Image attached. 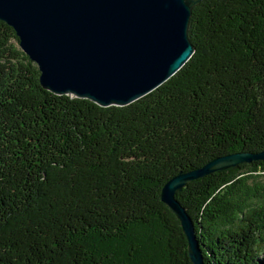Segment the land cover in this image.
<instances>
[{
    "label": "trees",
    "instance_id": "16d2710c",
    "mask_svg": "<svg viewBox=\"0 0 264 264\" xmlns=\"http://www.w3.org/2000/svg\"><path fill=\"white\" fill-rule=\"evenodd\" d=\"M0 21V264H191L161 202L178 173L264 148V0H202L193 54L149 95L58 96ZM204 264H264V160L174 195Z\"/></svg>",
    "mask_w": 264,
    "mask_h": 264
},
{
    "label": "water",
    "instance_id": "95a60500",
    "mask_svg": "<svg viewBox=\"0 0 264 264\" xmlns=\"http://www.w3.org/2000/svg\"><path fill=\"white\" fill-rule=\"evenodd\" d=\"M202 0H0V21L39 71L40 86L101 108L125 107L168 81L193 54L192 10ZM264 160L258 153L217 157L167 181L160 200L175 215L191 264H204L194 224L175 196L211 173Z\"/></svg>",
    "mask_w": 264,
    "mask_h": 264
}]
</instances>
